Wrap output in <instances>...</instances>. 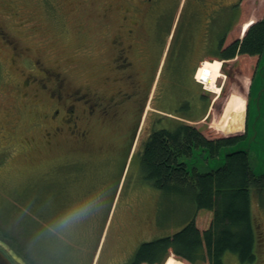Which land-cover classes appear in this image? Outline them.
<instances>
[{
	"label": "rangeland",
	"instance_id": "374dc122",
	"mask_svg": "<svg viewBox=\"0 0 264 264\" xmlns=\"http://www.w3.org/2000/svg\"><path fill=\"white\" fill-rule=\"evenodd\" d=\"M244 1L240 14L233 10L228 21L223 13H194L179 2L170 26H133V35L127 36L130 27L117 26L122 8L117 10L114 0H0V217H6L4 207L13 216L8 223L0 221V239L7 237L0 246L16 264H43L31 250L33 244L47 264H122L142 242L180 230L192 217L193 205L163 194L142 176V151L154 130L186 124L217 138L245 135L248 129L238 145L247 147L254 173H262L264 102L258 94L264 85V69H259L264 52L261 58L221 61L214 46L223 32L228 38L242 18L253 16L258 1L255 17L264 19V0H250L248 16ZM116 37L131 45L126 55L131 77L124 83L111 63ZM205 62L218 63L217 91L198 77ZM41 68L62 72L63 89H77L82 97L78 112L95 108L89 120H81L85 138L53 134L49 114L62 106L48 100L36 84L22 82ZM121 86L129 96L109 105ZM240 95L245 100L243 127L224 135L220 127ZM178 157L189 159L187 154ZM222 162V154L208 165L200 161L197 171ZM84 202L91 204L86 215L68 225L58 223L67 210ZM250 205L256 260L245 264H264V206L255 195ZM23 214L45 233H33L34 240L20 233ZM57 250L59 262L52 261ZM169 257L184 262L169 252L159 264ZM223 263L244 264L230 252Z\"/></svg>",
	"mask_w": 264,
	"mask_h": 264
},
{
	"label": "trees",
	"instance_id": "16d2710c",
	"mask_svg": "<svg viewBox=\"0 0 264 264\" xmlns=\"http://www.w3.org/2000/svg\"><path fill=\"white\" fill-rule=\"evenodd\" d=\"M247 6L250 7V0L244 1V16L248 13ZM254 11L253 16L242 18L229 37L220 43L218 57L221 61H231L237 56L261 57L263 54L264 19L255 17L259 12V1ZM201 66L199 79L204 80L207 89L215 91L218 63L205 62ZM244 101L240 95L239 104L229 107L227 120L220 127L224 135L234 132L233 127H243ZM245 137L246 133L207 138L198 129L186 124L173 129L160 128L149 134L140 160L143 178L163 194L181 197L193 205L194 212L180 230L142 242L132 259L122 264H159L169 252L189 264H224L223 255L227 252L235 254L241 263L255 262L256 228L250 204L251 197L255 195L260 205L264 206V170L255 174L249 165V152L236 149ZM176 153L187 154L188 161L177 160L179 157ZM221 154L223 162L220 166L205 172L197 171L200 161L208 165ZM52 195L54 193H50ZM33 206L30 205L31 208ZM3 211L6 217H0V221L10 222L13 217L10 208L4 207ZM18 227L20 233L30 240L35 238L33 233L44 232L43 227L24 214ZM48 235L59 241L56 236ZM0 240V245H3L2 241L7 240L6 235ZM33 247L30 249L43 264H47L43 255ZM53 254L52 261L59 262V250ZM184 262L169 257L165 264Z\"/></svg>",
	"mask_w": 264,
	"mask_h": 264
},
{
	"label": "flooded vegetation",
	"instance_id": "af4514ba",
	"mask_svg": "<svg viewBox=\"0 0 264 264\" xmlns=\"http://www.w3.org/2000/svg\"><path fill=\"white\" fill-rule=\"evenodd\" d=\"M243 0H114L115 8L121 9V13L118 18L117 26H129L130 28L125 30V34L128 36L133 35V26H170L172 24L174 15V9L178 8L179 2H182L181 8H190L194 13L204 11L206 13H219L229 18V14L234 10L236 14L241 12ZM198 10V11H197ZM240 14V13H239ZM226 21V23H227ZM215 20L213 18L212 25L215 26ZM226 33L223 32L215 42V55L218 57L219 45L225 39ZM2 41V37H0ZM4 42V41H3ZM113 48V58L111 59L112 68L115 73L120 77L118 81L123 82L130 79L128 72L129 66L132 65L127 60V52L131 45L123 44L122 40L118 37L114 38L111 42ZM12 50L15 51V47L12 46ZM219 58V57H218ZM260 60V59H259ZM62 72H59L53 68L39 69V74L33 76L28 74L24 77L23 86L34 83L37 87L47 93V99L54 100L55 104L62 106H54L49 114V117L54 123L53 134H71L72 136L79 138H85L87 130L81 127V120H89L95 113L93 106L82 108L83 113L77 111L81 96H79L77 89L65 90L64 81L61 77ZM124 83V82H123ZM63 89V90H62ZM129 96L126 91V87H119L109 97L107 103L121 104ZM97 104V103H95Z\"/></svg>",
	"mask_w": 264,
	"mask_h": 264
},
{
	"label": "clouds",
	"instance_id": "9594fccd",
	"mask_svg": "<svg viewBox=\"0 0 264 264\" xmlns=\"http://www.w3.org/2000/svg\"><path fill=\"white\" fill-rule=\"evenodd\" d=\"M91 209V204L89 202H84L73 206L65 212V214L60 218V225H68L74 221L80 219L82 216L86 215Z\"/></svg>",
	"mask_w": 264,
	"mask_h": 264
},
{
	"label": "water",
	"instance_id": "95a60500",
	"mask_svg": "<svg viewBox=\"0 0 264 264\" xmlns=\"http://www.w3.org/2000/svg\"><path fill=\"white\" fill-rule=\"evenodd\" d=\"M259 69H264V60H259ZM259 95H260V99L262 98V95H263V100H262V103L264 102V85H262V88L260 89L259 91V94H258V99H259ZM259 99V100H260ZM260 103V101H259ZM263 105V104H262ZM259 116L257 115L256 116V119L258 118ZM253 130H255V128L253 127L252 128ZM248 136V129H247V135L246 137ZM237 148L236 149H240L242 151H248L247 147H242V146H239L237 145L236 146ZM0 264H14L11 259L0 249Z\"/></svg>",
	"mask_w": 264,
	"mask_h": 264
},
{
	"label": "snow or ice",
	"instance_id": "6c2138e0",
	"mask_svg": "<svg viewBox=\"0 0 264 264\" xmlns=\"http://www.w3.org/2000/svg\"><path fill=\"white\" fill-rule=\"evenodd\" d=\"M204 71L206 72L207 71V68H205Z\"/></svg>",
	"mask_w": 264,
	"mask_h": 264
}]
</instances>
